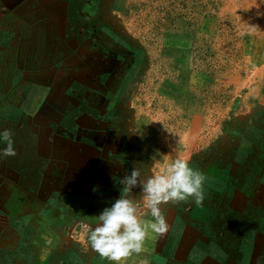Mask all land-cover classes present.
Listing matches in <instances>:
<instances>
[{
    "label": "rangeland",
    "instance_id": "1",
    "mask_svg": "<svg viewBox=\"0 0 264 264\" xmlns=\"http://www.w3.org/2000/svg\"><path fill=\"white\" fill-rule=\"evenodd\" d=\"M61 1L51 39L35 46L36 55H47L45 72L18 81L8 95L18 94L38 150L52 149L68 167H59L44 197L46 170L27 142L31 130L14 108L2 109L0 95V131L11 129L17 152L0 160V264H114L91 250L88 237L119 197L118 178L133 168L158 174L176 158L212 178L204 201L162 205L167 234L149 230L143 251L119 264H264V67L257 54L264 0ZM27 3L34 13L12 16L0 47L20 64L28 52L18 41L24 33L43 39L47 21L38 15L49 10L47 0ZM68 46L73 54H64ZM56 50L70 69L55 91L48 84ZM47 109L54 116L41 115ZM56 117L71 132L52 130ZM92 122L97 130L84 138ZM129 195L140 199L141 190Z\"/></svg>",
    "mask_w": 264,
    "mask_h": 264
},
{
    "label": "clouds",
    "instance_id": "2",
    "mask_svg": "<svg viewBox=\"0 0 264 264\" xmlns=\"http://www.w3.org/2000/svg\"><path fill=\"white\" fill-rule=\"evenodd\" d=\"M12 137L11 129L0 131V141L6 143V147L0 149V160L17 155ZM211 179L182 158L174 159L162 172L148 177L142 175L141 169L133 168L118 178L122 185L119 197L97 216L98 223L88 237L91 250L114 264L132 253H141L149 230L160 237L169 231L162 205L189 200L201 204L205 199V185ZM136 188L141 190L140 199L129 195ZM145 214L151 219L142 222Z\"/></svg>",
    "mask_w": 264,
    "mask_h": 264
},
{
    "label": "crops",
    "instance_id": "3",
    "mask_svg": "<svg viewBox=\"0 0 264 264\" xmlns=\"http://www.w3.org/2000/svg\"><path fill=\"white\" fill-rule=\"evenodd\" d=\"M5 1L6 0H0V47H2V48L6 47V44H3V40H4L5 35H6V33H5L6 30H7L8 26H10L9 22L11 21L10 20L11 17L12 16L20 17V15H24L23 13L25 11L26 12L29 11L31 14L34 13V11L31 8V4L27 3L28 0H24L23 3H21V0H13V3L11 5L6 4L7 2L5 3ZM49 1L51 2L50 6L48 4ZM57 1L58 0H47V8L46 9L49 8V10H47L48 12H45V13L41 12L38 15L39 18L41 17L43 20L47 21L46 26H45V30H46L45 35L42 36L43 39H41V40L38 39V42H37L36 40H33V38L37 39L38 33H37V35L32 34V33H28V34L24 33L25 34L23 36L24 38L18 41L19 44H23L22 45L23 46L22 53L25 54V50H27V52H28V54L22 55L20 58L21 61L25 60L23 63L20 64V63H17L16 61L12 60L9 57L10 54H7L5 52V50L2 49L3 51H0V95L2 97V102H3L2 106H4L2 109L6 110L5 108H7V110L10 109V111H12L14 108L13 112L18 113L19 118L23 119V123L28 125L30 130H31V131L29 130L31 132L30 138H29L30 140H28L27 142H31L34 144L32 147L33 148L32 155H33V157H36L37 160L39 159L40 162H42L45 165L44 170H46L45 174H44V175H46V177H43L41 179V182H40L41 183L40 187L42 186V190H41L42 195H44V197H46L49 194L47 190H49L50 188L53 187V181H55V176H57V171H58L59 167L63 168L62 171L67 170V167H68L67 161L64 159L62 160V159H59L55 156H52L51 153L55 152V151L53 152L52 149L45 150L44 152L38 150V148H39L38 147V138L33 134L34 125L30 122V119H27V117H25V115H23V113L19 110L17 103L15 101V100H17L16 97L18 94H16L15 98L12 99L9 97L8 93L11 90H13L12 88L16 85V83L18 81L23 80V82L25 83V82H27V78L29 76H31V74L32 75L33 74L39 75V73L45 72V67H44L45 64L43 61H45V57L47 55H36L35 46L38 43H40V44L44 43L47 39H51L53 32H52V29L50 27L55 29V27L57 26L56 25L57 23H55L57 21L55 15L58 13L57 16L61 18V16L64 13V11H62L64 6L61 4L59 5V3L62 1L61 0L59 2H57ZM55 6H57V8H58L57 11H56ZM51 8H52V11H51ZM29 20H32V19H29ZM16 21L19 23V26L23 25V21H21L20 19L16 20ZM262 23L264 26V21ZM25 27H27V26H25ZM36 28H37L36 26L33 27L34 30ZM62 30L64 32V24H62ZM63 38H64V36H63ZM262 41L264 42V40H262ZM27 44H32V46L30 47ZM30 48H32V49L30 50ZM69 49L70 48L68 46L67 49L64 50V54H73L72 52L70 53ZM257 54L261 55L260 56V63L258 64L259 67H264V50H263V53H261V50L258 49ZM17 55L18 54H14L15 58ZM53 58L54 59L50 62V65H49V67H51L53 73L51 74L52 78L50 79L48 86L49 87H55L54 90L56 91L58 89L57 88L58 82H60V81H58V79H59L60 75H65L66 71H69L70 63L66 62L65 61V58H66L65 55L59 54L57 50L55 51V54H53ZM61 60H63L62 63H61ZM58 62H60L61 64H58ZM40 78L38 77L37 79L36 78L35 79L38 81V80H41ZM61 83H63V82H61ZM62 92H63V87H62ZM55 100L56 99H54L52 102H50V105H53ZM260 103H262L261 105L264 107V95H263V97H261ZM41 115L54 116L49 110H48V113H44ZM62 122H63V118L56 117L55 119L50 121L48 123V125L54 131L57 128V129H68V132H71V127L66 125V124L65 125L62 124ZM73 125L75 127H79L75 123ZM94 127H95V122H92V124L89 125L88 128H86L87 131H85L83 134L85 136L84 138L89 139V138L93 137V133L97 130V129L94 130L93 129ZM61 135H62V138H66L67 135H69V134L67 133V130H66L65 133L62 132ZM61 135H59V136H61ZM70 136H73V135H70ZM31 137H34L35 141ZM79 139H80V136H79ZM36 142H37V144H36ZM49 145H50V143H49ZM96 149L99 150L100 148L97 146ZM64 152L66 154H68V151L66 149L64 150ZM258 161H259V159H254L253 162L256 163ZM113 183H114V179H113ZM51 196H53L52 193H51ZM28 197H29V195H28ZM99 197H104V196H99ZM48 202H49V200H47L46 202H43V203H48ZM40 203H41V201H37L32 206L34 207V209H37L39 207ZM52 206L55 209L58 208L60 210V207L58 205L56 206L53 203ZM64 210H67V209L65 208ZM79 210H83V209L79 208ZM37 213H39V212H37ZM4 217H6V219H7V215H4ZM8 217H10V216H8ZM67 217L72 221L73 214H67L65 216V218H67ZM51 227H52V225L49 226V230H52ZM54 230H57V229H54ZM64 230L67 232V231H69V228L64 229ZM44 233H45V231L39 232V235L44 234Z\"/></svg>",
    "mask_w": 264,
    "mask_h": 264
}]
</instances>
